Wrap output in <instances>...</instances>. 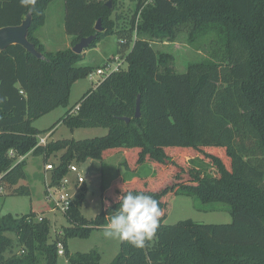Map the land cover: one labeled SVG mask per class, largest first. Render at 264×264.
<instances>
[{
    "label": "trees",
    "instance_id": "16d2710c",
    "mask_svg": "<svg viewBox=\"0 0 264 264\" xmlns=\"http://www.w3.org/2000/svg\"><path fill=\"white\" fill-rule=\"evenodd\" d=\"M53 1L0 0V29L19 26L30 14L28 39L45 57L38 60L19 45L0 51V190L8 197L30 195L21 185L28 155L47 162L61 153L52 186L73 163L117 155L126 172L148 164L154 174L102 186V211L91 220L82 215L87 188H80L63 216L68 226L54 239L45 217L0 216V264H58L59 244L71 264H101L96 250L70 257L68 239L86 238L123 217L128 225L111 264H264V0H138L119 29L108 3L65 0V31L74 43L94 35L101 19L103 32L89 48L116 35V55L126 66L61 119L72 130L106 128V136L54 141L52 133L43 146L45 132L34 122L66 104L72 85L97 69L78 66L83 53L47 52L34 37ZM186 25L192 27L189 44L203 45L208 57L180 74L170 66L172 57L144 36L173 40L176 28ZM174 196L224 204L232 221L165 225Z\"/></svg>",
    "mask_w": 264,
    "mask_h": 264
},
{
    "label": "rangeland",
    "instance_id": "374dc122",
    "mask_svg": "<svg viewBox=\"0 0 264 264\" xmlns=\"http://www.w3.org/2000/svg\"><path fill=\"white\" fill-rule=\"evenodd\" d=\"M100 1L112 3V20L116 29H119L126 21L132 19L138 0ZM65 13V0H54L48 6L43 25L34 32V37L44 45L47 52L69 50L77 44L65 31ZM191 30V26H179L175 30L173 40L165 39L161 41L147 35L144 37L151 42L158 53L168 54L172 57L170 66L176 73L184 74L187 72L189 65L200 63L208 57L207 49L203 45L189 44L188 37ZM136 37L140 38L142 36L136 35ZM117 43L118 37L116 35L101 39L94 48H89L83 52V59L78 66L104 67L105 64L112 62L118 56L116 55ZM95 88V84L86 77L76 81L71 87L66 104L59 106L53 112L34 122L33 126L36 129L45 132L40 137H46V135L53 133L50 140L60 141L86 140L106 136L108 134L106 128H77L72 130L61 121L70 109L77 106L81 99ZM218 154L224 156L223 151L218 152ZM60 156L61 153L57 156H51L49 161L45 162L42 156L31 155L25 167L27 178L21 182L22 186L29 187L30 195L8 197L6 196L7 193L2 191L0 195V216L6 214L13 216L36 214L38 217H45L50 220L52 225V239L55 238L56 231L67 227L68 223L63 215L53 211V205L48 201L46 191L47 184L51 180V171H46V164L57 165ZM188 159L191 158L188 157ZM123 160L122 155H117L103 163L98 161L73 163L79 173L85 177L86 182L76 188L74 186L76 177L69 173L67 177L70 181L69 189L71 194H78V189L81 188L82 191L85 187L87 188L86 198L81 207L82 215L86 219H94L102 211V186H109L118 178H122L125 182H132L151 177L154 174L153 167L148 164L141 166L136 172H126L120 166ZM204 167L209 169L207 166ZM168 207V214L164 220L165 225H175L188 220L206 225L229 224L232 221L230 213L225 211L226 206L224 204H203L194 197L174 196ZM128 220V217L119 218L106 227L93 230L86 238L68 239L69 256L75 257L78 254H88L96 250L101 256V264H111L120 253V231L128 225ZM7 236L16 242V236L13 233H8ZM147 239H149L148 236ZM15 251H17L16 248ZM58 264L71 263L67 256H59Z\"/></svg>",
    "mask_w": 264,
    "mask_h": 264
},
{
    "label": "built area",
    "instance_id": "2783aa9c",
    "mask_svg": "<svg viewBox=\"0 0 264 264\" xmlns=\"http://www.w3.org/2000/svg\"><path fill=\"white\" fill-rule=\"evenodd\" d=\"M151 3H152V0H146L145 5H149ZM125 66H126L125 59L122 56L118 55L117 57L113 59L112 62L110 61L107 64H105L104 67L97 68L93 72H91L88 75V79L93 84H95L97 88L110 74L121 71ZM79 109H80V105H78L73 110V112L76 113ZM49 137L50 135H46V137L39 136V145L46 146L48 143ZM54 168L55 167L53 166V164H49V163H47L45 167L46 171H53ZM69 173L75 175L76 177V181L74 184L76 188H79L86 182L85 177L79 173L77 167H75L73 164L69 167L68 174ZM68 174L61 180L58 186H52L51 183L49 182L46 187L47 199L48 201L52 203L53 211L58 212L62 214L63 216L68 213L77 195V193L71 194L70 192V189H69L70 181L67 178ZM79 190L80 189H78V192ZM2 191L3 190H0V194ZM38 218L39 220H42L43 217H38ZM58 254L59 256H64V247L62 246V244L58 245Z\"/></svg>",
    "mask_w": 264,
    "mask_h": 264
},
{
    "label": "water",
    "instance_id": "95a60500",
    "mask_svg": "<svg viewBox=\"0 0 264 264\" xmlns=\"http://www.w3.org/2000/svg\"><path fill=\"white\" fill-rule=\"evenodd\" d=\"M108 8L112 9V3L107 4ZM32 24V16L29 14L23 20L22 24L16 27H5L0 29V51L6 50L8 47L19 45L23 47L28 53L33 55L38 60H44L45 57L39 53L33 43L28 39L29 29ZM96 33L90 37L83 38L73 47V52L81 55L85 50H87L93 42L98 38V34L103 32L102 21L99 19L95 26ZM140 97L137 100L136 117H140ZM122 120L129 122L130 119L121 118Z\"/></svg>",
    "mask_w": 264,
    "mask_h": 264
},
{
    "label": "crops",
    "instance_id": "0c3cea01",
    "mask_svg": "<svg viewBox=\"0 0 264 264\" xmlns=\"http://www.w3.org/2000/svg\"><path fill=\"white\" fill-rule=\"evenodd\" d=\"M51 134H52V133H51ZM51 134H50V135H51ZM48 135H49V134H48ZM30 156H31V155H28V156L26 157V160H28V158H29Z\"/></svg>",
    "mask_w": 264,
    "mask_h": 264
}]
</instances>
